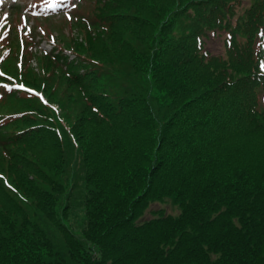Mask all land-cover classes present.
<instances>
[{"label": "trees", "instance_id": "1", "mask_svg": "<svg viewBox=\"0 0 264 264\" xmlns=\"http://www.w3.org/2000/svg\"><path fill=\"white\" fill-rule=\"evenodd\" d=\"M22 14L73 31L33 52L58 82L0 76V264H264V0H33L5 16ZM167 200L177 215L142 221Z\"/></svg>", "mask_w": 264, "mask_h": 264}, {"label": "rangeland", "instance_id": "2", "mask_svg": "<svg viewBox=\"0 0 264 264\" xmlns=\"http://www.w3.org/2000/svg\"><path fill=\"white\" fill-rule=\"evenodd\" d=\"M15 1H18V3L21 2L23 4H31V0H2L0 4H3V5L0 6V9L3 7L10 8L14 4ZM48 1H51V0H48ZM50 7L53 8L54 5L51 3ZM30 22H35V19L33 17H30L29 23ZM27 25H28L27 18H26V15L24 14L21 15L20 21H14V22L10 21L8 18H6V16L0 14V73H3V75L7 74L13 80L16 81V83H14L13 85H10L11 87L15 86L16 88H18V90H23V91H26V87H25L26 82H29L39 76H44L54 83L60 80V76L62 75L60 73L61 70L55 71V73L49 74L48 71L42 68L40 59H36V56L34 55L33 51L37 50L38 42H43L40 46L41 49L45 51H50L52 49V46L50 44L53 45L57 43L56 37L62 31L64 32H69L71 30L73 31L72 26H67L66 28H63V29L51 28V27L44 28V26L40 25L39 23L37 24L36 29L33 32V31H30L29 28H26ZM14 27H15V32L11 34L12 29ZM14 39H17V41H13ZM205 41L206 43H205L204 49L208 53L212 55H221L223 53V46H222L223 41L220 36L213 37L210 40H205ZM11 43H14L13 47L11 46ZM28 45H29V49H32L33 61L37 60L39 62V67L37 69H33L32 67L30 68L25 67L23 69V61H24L23 52H24V49ZM12 50H19V54H18L19 61L17 62L18 69L12 68L10 72L7 73L5 69V63L7 59L10 57ZM19 85H22L23 87H19ZM70 165H71L70 173L73 174L76 170L75 151H72L71 153ZM75 192L76 193H75L74 201H75V204L77 205V208L74 214L71 216L69 226L71 227V229L74 231L76 235H80L83 229V226L85 225L84 210L81 204L85 196V190L82 186L81 179L77 181V188ZM157 211H165L166 214L174 215V216L179 213V209L177 208V206H175L171 201L167 200L165 203H162V204L160 203L153 204L151 208L149 209V211L146 213L145 217L142 219V221L150 220L151 218H153V215H152L153 212H157Z\"/></svg>", "mask_w": 264, "mask_h": 264}, {"label": "snow or ice", "instance_id": "3", "mask_svg": "<svg viewBox=\"0 0 264 264\" xmlns=\"http://www.w3.org/2000/svg\"><path fill=\"white\" fill-rule=\"evenodd\" d=\"M63 3H64V0H58V5L57 6H59V4H63ZM72 7H75V5L73 4ZM71 18H72L71 16H68V19H71ZM260 67H261V70H264V63H262L260 65ZM2 75H3V73H0V76H2ZM19 87H23V86L19 85ZM5 88H7V85H5Z\"/></svg>", "mask_w": 264, "mask_h": 264}]
</instances>
